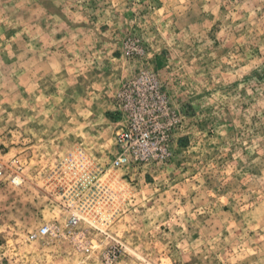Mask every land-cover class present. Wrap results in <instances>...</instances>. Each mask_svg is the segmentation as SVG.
<instances>
[{
    "label": "rangeland",
    "instance_id": "obj_1",
    "mask_svg": "<svg viewBox=\"0 0 264 264\" xmlns=\"http://www.w3.org/2000/svg\"><path fill=\"white\" fill-rule=\"evenodd\" d=\"M144 71L170 153L107 171ZM0 264H264V0H0Z\"/></svg>",
    "mask_w": 264,
    "mask_h": 264
},
{
    "label": "built area",
    "instance_id": "obj_2",
    "mask_svg": "<svg viewBox=\"0 0 264 264\" xmlns=\"http://www.w3.org/2000/svg\"><path fill=\"white\" fill-rule=\"evenodd\" d=\"M116 98L127 120L116 132L118 152L106 170L141 167L166 159L170 153L168 141L171 130H174L180 119L179 112L171 107L159 78L152 72L144 71L125 83ZM93 172L90 171L80 183L83 189L92 187ZM79 187L68 190L75 191L72 196L81 199L84 194L79 191ZM71 210L73 214L69 225L74 227L80 220V212L73 207ZM51 230V225H43L40 234H48ZM37 235L32 233L30 238L35 239Z\"/></svg>",
    "mask_w": 264,
    "mask_h": 264
}]
</instances>
